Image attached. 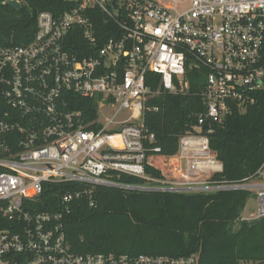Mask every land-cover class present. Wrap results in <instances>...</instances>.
Wrapping results in <instances>:
<instances>
[{
  "label": "built area",
  "instance_id": "2783aa9c",
  "mask_svg": "<svg viewBox=\"0 0 264 264\" xmlns=\"http://www.w3.org/2000/svg\"><path fill=\"white\" fill-rule=\"evenodd\" d=\"M65 1L59 13L37 12L29 42L0 46V264H197L195 253L73 252L62 210L91 198L97 186L245 189L257 206L241 219L264 217V164L242 182L211 180L221 165L208 137L185 133L172 155L184 165L179 179L154 178L145 171L146 153L161 147L152 146L144 121L146 110L157 109L151 99L187 92L190 66L204 73L205 112L194 129L254 102L264 85V0ZM149 72L158 75L157 88L146 83ZM84 100L95 109L77 108ZM121 175L144 183H122ZM53 184L74 186L56 197L59 211L41 208L56 206L42 200Z\"/></svg>",
  "mask_w": 264,
  "mask_h": 264
},
{
  "label": "trees",
  "instance_id": "16d2710c",
  "mask_svg": "<svg viewBox=\"0 0 264 264\" xmlns=\"http://www.w3.org/2000/svg\"><path fill=\"white\" fill-rule=\"evenodd\" d=\"M3 1L0 46L26 44L35 33L38 11L59 13L67 7L65 0H23L17 11ZM102 20L103 15L98 13L96 25L104 30ZM186 76L189 87L185 94L160 93L149 101L157 109L146 110L144 121L155 137L152 146L159 145L161 150L146 153V173L157 179H174L169 157L177 151L180 135L194 133L208 137V146L221 165L220 171L211 174V180L242 182L255 177L264 164V85L254 92V102L244 111L234 109L221 123L205 120L200 129H194L198 114L205 112L201 97L203 69L187 68ZM146 78L147 84L157 88L158 75L149 72ZM77 106L85 113V106L95 109L89 100ZM117 180L129 185L144 183L130 175H121ZM50 186L52 193L45 191L42 200L48 198L56 206L41 208L59 211L61 202L56 197L74 186ZM252 196L255 193L245 189L176 192L97 186L91 198L83 195L66 203L63 230L70 249L80 254L177 257L195 253L197 264H264V217L241 219Z\"/></svg>",
  "mask_w": 264,
  "mask_h": 264
},
{
  "label": "rangeland",
  "instance_id": "374dc122",
  "mask_svg": "<svg viewBox=\"0 0 264 264\" xmlns=\"http://www.w3.org/2000/svg\"><path fill=\"white\" fill-rule=\"evenodd\" d=\"M23 0H22V4H23ZM171 163L174 164L176 166V169L177 170H180V169H183L184 165L182 162H180L177 158H171ZM174 176L175 178L174 179H171V180H178L179 179V176H178V171L176 172V170H174ZM178 176V177H177ZM253 181H256L258 180L257 178H254L252 179ZM256 199H255V196L253 197H250L248 198L246 204H245V207L242 211V215L243 216H250L252 215L253 212H255L256 210ZM241 264H259L257 262H253V261H244L242 262Z\"/></svg>",
  "mask_w": 264,
  "mask_h": 264
},
{
  "label": "water",
  "instance_id": "95a60500",
  "mask_svg": "<svg viewBox=\"0 0 264 264\" xmlns=\"http://www.w3.org/2000/svg\"><path fill=\"white\" fill-rule=\"evenodd\" d=\"M2 3L13 7L17 11L21 9V3L19 0H4ZM190 68H193V67L190 66Z\"/></svg>",
  "mask_w": 264,
  "mask_h": 264
},
{
  "label": "crops",
  "instance_id": "0c3cea01",
  "mask_svg": "<svg viewBox=\"0 0 264 264\" xmlns=\"http://www.w3.org/2000/svg\"><path fill=\"white\" fill-rule=\"evenodd\" d=\"M171 158H174V156H170V157H169V163H170V164H172V163H171ZM172 166H173V169L176 170V172H177L178 170L176 169V166H175L174 164H172Z\"/></svg>",
  "mask_w": 264,
  "mask_h": 264
}]
</instances>
